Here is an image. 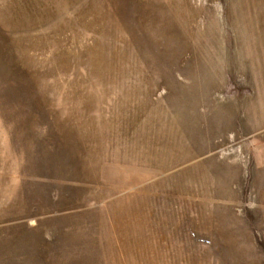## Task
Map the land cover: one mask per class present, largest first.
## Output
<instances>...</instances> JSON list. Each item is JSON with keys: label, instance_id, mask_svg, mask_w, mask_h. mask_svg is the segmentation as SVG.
<instances>
[{"label": "rangeland", "instance_id": "1", "mask_svg": "<svg viewBox=\"0 0 264 264\" xmlns=\"http://www.w3.org/2000/svg\"><path fill=\"white\" fill-rule=\"evenodd\" d=\"M0 264H264V0H0Z\"/></svg>", "mask_w": 264, "mask_h": 264}, {"label": "bare ground", "instance_id": "2", "mask_svg": "<svg viewBox=\"0 0 264 264\" xmlns=\"http://www.w3.org/2000/svg\"><path fill=\"white\" fill-rule=\"evenodd\" d=\"M180 133V132H179ZM178 137V136H177Z\"/></svg>", "mask_w": 264, "mask_h": 264}]
</instances>
